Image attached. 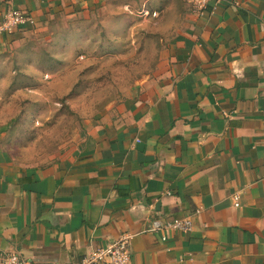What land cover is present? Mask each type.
Returning a JSON list of instances; mask_svg holds the SVG:
<instances>
[{
	"label": "crops",
	"instance_id": "1",
	"mask_svg": "<svg viewBox=\"0 0 264 264\" xmlns=\"http://www.w3.org/2000/svg\"><path fill=\"white\" fill-rule=\"evenodd\" d=\"M11 9L35 24L0 36V62L53 18L123 9L161 25L154 69L74 150L24 164L0 135V264H75L123 233L132 264H264V0L203 16L185 0H0V22ZM187 216L188 234L147 231Z\"/></svg>",
	"mask_w": 264,
	"mask_h": 264
},
{
	"label": "rangeland",
	"instance_id": "2",
	"mask_svg": "<svg viewBox=\"0 0 264 264\" xmlns=\"http://www.w3.org/2000/svg\"><path fill=\"white\" fill-rule=\"evenodd\" d=\"M113 16L46 20L2 56L0 135L18 161L42 165L74 150L86 126L154 69L159 19L123 9Z\"/></svg>",
	"mask_w": 264,
	"mask_h": 264
},
{
	"label": "built area",
	"instance_id": "3",
	"mask_svg": "<svg viewBox=\"0 0 264 264\" xmlns=\"http://www.w3.org/2000/svg\"><path fill=\"white\" fill-rule=\"evenodd\" d=\"M192 12L197 16H203L213 11L220 0H185ZM35 24L34 18L20 10L11 9L6 12L0 22V36L11 33L24 26ZM241 194L233 196L235 207L240 206ZM199 213V212H197ZM194 222L192 216L176 218L164 221L160 218L153 219L148 228V232L158 233L163 241L167 240L170 233L179 232L188 234L193 231ZM133 236L123 233L120 238L112 244L97 248L84 256L75 264H132L131 241ZM2 264H36L26 260L18 254L11 253L4 257Z\"/></svg>",
	"mask_w": 264,
	"mask_h": 264
}]
</instances>
